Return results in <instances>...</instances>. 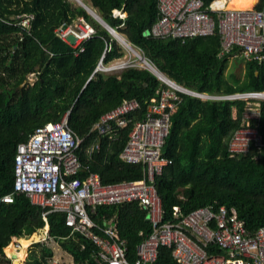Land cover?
<instances>
[{
    "label": "trees",
    "instance_id": "1",
    "mask_svg": "<svg viewBox=\"0 0 264 264\" xmlns=\"http://www.w3.org/2000/svg\"><path fill=\"white\" fill-rule=\"evenodd\" d=\"M201 1L204 6L215 1L213 5L222 10H247L256 2ZM82 2L160 74L185 89L210 96L264 92V63L243 61L233 55L235 49L219 57L218 35L183 43L152 37L150 30L159 15L157 0ZM256 8L264 10V0H259ZM115 10L125 13V18L114 17ZM28 13L34 14L28 29L6 23ZM79 18L93 27L95 35L83 43L82 53L74 55V50L55 31ZM12 36H16L10 49L13 52L2 57L0 66V198L13 193L17 145L25 142L38 126L58 122L66 114L69 130L84 138L78 150L80 162L98 174L102 184L140 180L143 167L120 159L131 126L115 129L114 138L99 137L91 128L125 100L138 102L140 108L133 116L142 119L150 100L157 99L158 92L166 86L147 69L128 67L113 74L97 71L100 60L108 66L121 60L124 50L80 5L69 0H0V42L12 41ZM14 72L18 77L9 86L6 81ZM29 75L35 76V82L17 89ZM245 106L241 100H200L181 94L162 149L172 164L154 178L162 222L177 221L174 207L179 208L182 217L211 206L215 212L219 207L234 212L250 233L264 226V102H260L258 119L262 147L251 146L248 154L237 157H231L228 151L233 133L245 125ZM95 143L99 149L90 151ZM42 212L24 194H14L12 203L0 202V264H11L3 249L7 256H15L13 264H20L26 248L37 239L28 238L44 231L45 225L47 239L69 254L73 264H96L97 249L90 241L70 234L63 214L50 213L45 222ZM103 216L115 218L118 236L126 244L127 259L134 262L137 246L151 233L147 211L131 202L97 207L92 218L100 221ZM12 240L21 245L20 249H14ZM32 246L37 250L31 251L23 264H51L53 250L44 242ZM208 252L221 254L211 244ZM172 263L171 250L159 247L154 264Z\"/></svg>",
    "mask_w": 264,
    "mask_h": 264
},
{
    "label": "built area",
    "instance_id": "2",
    "mask_svg": "<svg viewBox=\"0 0 264 264\" xmlns=\"http://www.w3.org/2000/svg\"><path fill=\"white\" fill-rule=\"evenodd\" d=\"M159 15L150 30L155 38H172L182 43L198 37L219 36V57L232 53L243 61L264 63V10L256 4L247 10L213 9V2L204 6L201 0H157ZM214 15V16H213ZM114 16L123 18L120 12ZM34 14L15 16L7 24L28 29ZM58 38L74 50L84 51L83 43L95 35L93 27L82 18L75 27L62 26L55 31ZM76 41L70 44L67 37ZM128 68L125 64L104 67L97 71L110 72ZM166 88L151 99L142 119L134 118L140 108L136 100H125L115 109L102 115L92 126L97 136L114 138L115 129L131 126L120 159L128 165L140 164L143 177L136 181L102 184L99 175L89 171L79 160L78 150L84 138L75 136L67 126V114L58 122H47L35 128L25 142L19 143L13 160V193L0 198L12 203L14 194H24L32 205L40 207L42 218L50 213L65 217L70 234L90 241L95 248L96 264H154L159 247L171 250L172 264H264V226L250 233L242 220L225 207L214 211L201 207L180 216L174 207L176 222H162L161 201L154 187V178L172 164L162 154L170 128V118L181 94L200 100H241L245 125L236 130L228 144L231 157L248 154L251 146L262 147L258 133L260 102L264 92H244L232 95H206L185 89L167 79ZM99 149L92 144L90 151ZM135 202L147 211L151 233L136 248L137 259L129 262L124 240L118 236L115 218L100 221L92 218L101 206H117ZM45 235L47 225H45ZM47 236L43 242H46ZM53 241V240H52ZM215 245L221 254L209 253ZM51 264H62L55 259Z\"/></svg>",
    "mask_w": 264,
    "mask_h": 264
},
{
    "label": "rangeland",
    "instance_id": "3",
    "mask_svg": "<svg viewBox=\"0 0 264 264\" xmlns=\"http://www.w3.org/2000/svg\"><path fill=\"white\" fill-rule=\"evenodd\" d=\"M72 4H74V5H77V6H79V4L77 3V2H75V1H73V0H69ZM258 0H256V2H257ZM256 2H255V4H256ZM254 4V5H255ZM253 5V6H254ZM88 7V6H87ZM89 8V7H88ZM90 9V8H89ZM77 24V20L76 21H74L73 23H72V25H71V27H74L75 25ZM14 37H16V36H12V38H11V40L12 41H6V42H4V40L3 41H1L0 42V45H2L3 47H1V48H3V49H1L0 50V66H1V59H2V57H4L5 55H6V53H7V55L9 54V52L10 51H12V50H10L11 49V47L13 46V43L15 42V39H13ZM119 43H120V45H121V42L119 41V40H117ZM122 46V48H123V50H124V56H123V58L121 59V60H116V62L114 61V62H112V63H110L108 66H104L105 68L106 67H109V66H115V65H118V64H125V65H127V66H130V67H136V68H141V69H146V67H144V65L142 64V62L137 58V56L136 55H134L129 49H127L123 44L121 45ZM131 47V46H130ZM133 48V47H132ZM134 49V51L136 52V54H138V55H140V56H142L141 54H140V52L138 51V50H136L135 48H133ZM13 52V51H12ZM123 69H125V68H123ZM231 69V68H230ZM229 69V70H230ZM229 70H227V72L229 71ZM121 71V69H119V70H117V69H114V70H111L110 72H108V73H104V74H113V73H119ZM103 72V71H102ZM16 77H18V74L16 73V72H14V73H12V74H10L9 75V80L8 81H6L7 82V85H13V83L16 81ZM35 82V76L34 75H29L28 77H27V81H25L23 84H21L20 86H18L17 87V89H21V87H27L28 85H32L33 83ZM45 229H44V231H39L38 233H36V234H33L31 237H29L28 239H30V238H32V237H35V241H32V243H30V245L26 248V252H25V255H24V257H23V259H22V261H21V263L20 264H23V263H25V261L27 260V257H28V255L30 254V252L31 251H33V250H37L36 248H34V246H32V244H35V243H38V242H43L44 241V239H45V237H46V235H45ZM25 240H27V239H25ZM45 243V245L47 246V247H49L51 250H53V255L54 256H57V257H55V260H57L58 262H60V263H68V259H70L71 258V256L69 255V254H67L68 256H65L66 254V252L65 251H63L58 245H57V243L55 242V241H52V240H47L46 242H44ZM10 244L11 245H13V246H16V245H18V243L17 242H13V240L10 242ZM9 244V245H10ZM8 245V246H9ZM6 255V254H5ZM7 256V255H6ZM7 257H9V256H7ZM68 257V258H67ZM70 263V262H69ZM11 264H12V259H11Z\"/></svg>",
    "mask_w": 264,
    "mask_h": 264
},
{
    "label": "bare ground",
    "instance_id": "4",
    "mask_svg": "<svg viewBox=\"0 0 264 264\" xmlns=\"http://www.w3.org/2000/svg\"><path fill=\"white\" fill-rule=\"evenodd\" d=\"M73 1H75V2H77L79 5H81V4H83V5H85L83 2H82V0H73ZM86 7H87V5H85ZM213 6V9H216V10H219V11H223L222 9H219V8H216V6H214V5H212ZM87 11L91 14V15H95V13L93 12V10L90 8H88L87 7ZM75 27V26H74ZM73 27V28H74ZM113 35V37L115 36H118V35H114V34H112ZM114 37V38H115ZM116 39V38H115ZM120 42H121V44H123L127 49H129L134 55H136L137 56V58L142 62V64L144 65V67H146V69H148L150 72H152L153 74H155L156 76H157V78L160 80V81H162V82H166L167 81V78L164 76V75H162V74H160L152 65H150L145 59H143V57H141L140 55H138V54H136V52L134 51V49L132 48V47H130V45L127 43V41H125V40H123V39H121V38H117ZM103 63V62H102ZM115 69H117V70H119V68H116L115 67ZM167 83V82H166ZM20 247H21V245L20 244H18V245H16V246H14V249H16V250H18V249H20ZM13 258H14V260H15V256H13Z\"/></svg>",
    "mask_w": 264,
    "mask_h": 264
},
{
    "label": "water",
    "instance_id": "5",
    "mask_svg": "<svg viewBox=\"0 0 264 264\" xmlns=\"http://www.w3.org/2000/svg\"><path fill=\"white\" fill-rule=\"evenodd\" d=\"M94 20H96L98 23H100L102 25V27H104L105 30H107V32H109L111 35L114 34V35H118L116 34V32L111 29L104 21H102L100 19V17H98L96 14L94 15H91L88 11H87V7L83 4L80 5ZM67 41L70 43V44H73L75 41H76V38L73 36V35H69L67 37ZM144 59V58H143ZM151 65V64H150ZM148 70V69H147ZM149 71V70H148ZM152 73V72H151ZM153 74V73H152ZM156 78L157 76L155 74H153ZM158 79V78H157ZM159 80V79H158ZM160 81V80H159ZM3 254L5 255L4 253V250H3ZM6 256V255H5ZM10 259H12V264H13V257H9Z\"/></svg>",
    "mask_w": 264,
    "mask_h": 264
},
{
    "label": "crops",
    "instance_id": "6",
    "mask_svg": "<svg viewBox=\"0 0 264 264\" xmlns=\"http://www.w3.org/2000/svg\"><path fill=\"white\" fill-rule=\"evenodd\" d=\"M94 12V11H93ZM95 13V12H94ZM123 13V12H122ZM96 14V13H95ZM123 14H125V13H123ZM97 15V14H96ZM98 16V15H97ZM94 21H96V20H94ZM97 22V21H96ZM98 23V22H97ZM100 26H102L100 23H98ZM71 26V25H70ZM104 28V27H103ZM112 37H113V35H112ZM115 37V36H114ZM113 37V38H114ZM121 38V39H123V40H125L122 36H120V35H118V36H116L115 38V40L117 41L118 39L117 38ZM126 41V40H125ZM118 42V41H117ZM119 43V42H118ZM120 44V43H119ZM116 62V61H115ZM232 115H233V117L235 116V111L232 113ZM58 245V244H57ZM66 255L65 256H68L67 255V253H65ZM55 257H57V256H54L53 255V259H55ZM68 258V257H67ZM14 260V259H13ZM69 261H68V263H66V264H73V261H72V257L70 258V259H68ZM70 262V263H69Z\"/></svg>",
    "mask_w": 264,
    "mask_h": 264
},
{
    "label": "clouds",
    "instance_id": "7",
    "mask_svg": "<svg viewBox=\"0 0 264 264\" xmlns=\"http://www.w3.org/2000/svg\"><path fill=\"white\" fill-rule=\"evenodd\" d=\"M115 12H120L121 14H123L122 13V11H118V10H115V11H113L112 12V15L114 16L115 15ZM124 15V17L123 18H120V19H124L125 18V16H126V14H123ZM99 17V16H98ZM114 17H118V16H114ZM119 18V17H118ZM93 19V18H92ZM101 19V18H100ZM94 20V19H93ZM117 34V33H116ZM115 39V38H114ZM122 45V44H121ZM130 45V44H129ZM17 239H15V241H16ZM4 250V249H3ZM4 255V254H3ZM7 257V256H6ZM7 258H9V257H7Z\"/></svg>",
    "mask_w": 264,
    "mask_h": 264
}]
</instances>
